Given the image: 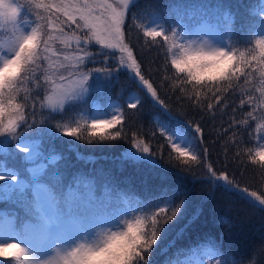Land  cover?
Here are the masks:
<instances>
[{
    "label": "snow or ice",
    "instance_id": "1",
    "mask_svg": "<svg viewBox=\"0 0 264 264\" xmlns=\"http://www.w3.org/2000/svg\"><path fill=\"white\" fill-rule=\"evenodd\" d=\"M138 44L155 50L159 67ZM120 74L127 87L113 98ZM145 104L155 113L150 134L137 126ZM229 109L216 135L227 136L225 157L232 151L237 168L253 166L248 183L227 159L217 166L205 138V116ZM190 111L200 119H187ZM149 135L163 141L155 150ZM57 138L125 141L129 162L154 169L167 148L175 176L199 169L200 183L264 216V0L239 26L223 3L180 14L140 0H0V160L21 162L0 164V202L11 204L0 209V264H152L188 193L162 184L147 195L98 196L106 177L66 176L44 147ZM38 158L48 163L26 166ZM161 251L165 264H264V243L239 260L210 239L187 248L173 240Z\"/></svg>",
    "mask_w": 264,
    "mask_h": 264
},
{
    "label": "trees",
    "instance_id": "2",
    "mask_svg": "<svg viewBox=\"0 0 264 264\" xmlns=\"http://www.w3.org/2000/svg\"><path fill=\"white\" fill-rule=\"evenodd\" d=\"M142 6L148 9L156 8L167 10L169 7L175 13L182 14L185 10L191 11L196 6L202 4L223 3L231 8L236 15L237 26L243 23L249 14V5H254L257 0H140ZM129 23H131L129 21ZM135 40V34H133ZM96 51V48L92 49ZM137 52L146 63L155 60L153 68L159 67L162 59L156 56L155 50L149 52L142 50L137 45ZM97 60L101 57L97 56ZM90 67L93 65H89ZM98 66V65H96ZM114 66V61H113ZM127 87V80L123 74H120L116 87L112 90L113 98L121 93V88ZM128 93L125 91L124 95ZM247 110V109H246ZM137 126L142 125V131L149 133L153 130V116L155 113L151 105L145 104L142 110ZM221 116L219 113L215 119L205 116L203 125L205 128V138L211 147V159L217 162V166L225 159L229 161V169L236 170L242 183H248L253 180V166L246 168H237L232 162V151H229L225 157L224 140L227 136H217L216 130L228 127V115ZM200 115L195 112H188L187 119H200ZM237 118L239 114H237ZM230 134V133H229ZM147 138H151L150 135ZM56 139L53 142H44L45 148H53L52 153L60 157L58 169L67 176L69 172H87L95 173L98 176L106 177L97 185V195L103 196L108 188H116L118 191H134L137 195L148 194L149 188L157 189L160 185L166 184L177 188L181 192H187V206L183 216L173 222L171 228L167 231L165 239L160 243L159 248L152 256V264H165L166 255L161 251L168 242L175 240L177 247L195 246L198 242L205 239L215 241L224 252L231 253L237 260L247 258L254 246L264 243V216L255 211L248 204L232 197L223 195L215 191L209 185L200 183L199 177L203 173L195 169V177L186 178L177 177L173 174L171 165L167 163V148L165 159L161 161L163 168H151L141 164H135L127 160V149L129 144L121 141L112 147L91 146L74 142L72 145L67 140ZM215 141V143H213ZM153 149L163 141L159 136L151 138ZM252 146V145H247ZM83 157L78 159L77 156ZM123 158V159H122ZM15 164L20 167L18 160L5 161L3 163ZM48 163L43 158H38L35 163L26 162L27 167H35L40 164ZM56 167L57 165H52ZM243 172L241 176L240 173ZM163 177V179H162ZM258 180V177H256ZM8 202H0V209L10 208ZM172 250H170L171 252Z\"/></svg>",
    "mask_w": 264,
    "mask_h": 264
}]
</instances>
